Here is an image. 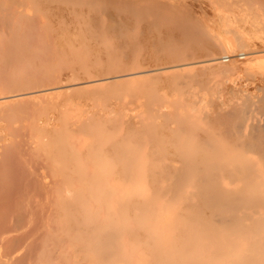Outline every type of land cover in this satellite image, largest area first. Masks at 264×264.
<instances>
[{
  "label": "bare ground",
  "instance_id": "1",
  "mask_svg": "<svg viewBox=\"0 0 264 264\" xmlns=\"http://www.w3.org/2000/svg\"><path fill=\"white\" fill-rule=\"evenodd\" d=\"M14 1L17 6L20 5L19 9L12 12L4 11L5 4L8 3L10 6ZM50 1L52 2V0H0V13L2 12L0 15V90L4 93L0 92L3 94L0 95V117H4L5 120V116L9 115H6L7 109L11 112L10 114L14 111L10 108L15 103L12 98L23 94H32L29 100L35 93L50 97L57 91L67 90L65 87L72 88V91L77 88L76 86L80 84L83 86L82 83L85 84L88 81L105 80V84L116 83L118 80L129 81L137 78L138 74L152 75L154 79L156 74L152 72L163 70L166 65L151 67L153 65L139 63L142 66L137 67V53L142 52V48L139 47L138 51L137 47V44H140L138 40L141 31L139 30L138 33L137 29L143 25L140 24L143 20L149 24L146 27L153 33L155 30L154 34L157 35L154 38L155 41L152 40L154 43L150 41L157 49L154 47L150 49H156L155 52L160 53L162 57L165 55H162V51L167 52L170 57L173 56L172 61L166 55L164 56L170 60L169 64L175 62L166 67H182L195 63V60L191 61L193 56L192 59L186 58L192 48L189 40L191 38L192 42L196 40L192 36V29H195L190 27V23H187L189 28L185 27L184 20H182L184 24L179 22L180 20L178 22L185 28H179L173 22L176 27L173 26L171 29V25L168 24L172 21L173 15L170 5L172 2L169 0L168 3L166 0H150L151 2L147 4L146 0H64L66 3L65 6L63 5L64 8L58 6L60 9L54 12H50L48 8H51L53 3L60 2L59 0H54L52 3ZM179 1L183 3L182 0ZM179 1L177 4L180 3ZM203 1L206 2V0ZM216 1L217 5L221 3V7L224 4L221 1H224L240 9L243 8L240 12L248 10L247 14L250 15L248 19L251 18L250 27L254 26L252 28H249V24L246 26L251 33L243 27L245 23H241V21H249H246L245 16L243 20L244 14L242 16L238 14L242 17L240 19L236 14L234 16L231 14L228 4L223 5L224 9H229L233 16L226 13V18L232 17L231 19L235 22L234 17L236 19L238 17L239 20L236 23L240 21L239 23L244 24L241 29L245 32L241 31L242 34L247 33L252 36V33H255L258 37L257 30L263 28V25L261 27L259 23L263 24L264 21V0ZM75 2L80 3L81 6L71 5ZM39 5L44 6V11L48 10L45 15L51 14L49 17L52 16L53 20L50 18L49 22H45L47 19L42 22L39 18L40 13L38 16L32 13L31 8L34 6L38 9ZM183 7H185L184 12L187 6ZM188 8L192 7L188 6ZM38 10L40 12V9ZM178 10L182 11L181 7ZM16 14L22 22L21 27L18 25L20 28L17 27V23H14L13 17ZM57 15H60V21L57 20ZM55 18L57 24L54 23ZM213 22L216 23V21ZM232 23L233 21L228 22V24ZM198 24L196 29L201 26ZM258 24L260 26H257ZM138 25L139 28H137ZM164 27H167L169 31L164 32L163 36ZM234 27L235 25L233 28L231 26L232 29ZM253 28L256 30L251 31ZM204 31L205 29L202 33ZM260 32V35H264L262 30ZM230 33L231 31L228 30L221 35V44L213 43L208 47L215 49L214 47L220 46L219 49H228V47L249 45L248 38H243V35L237 32V34ZM247 34L244 35L248 37ZM205 36L209 37L207 34ZM151 37H147L148 40H151ZM144 38L146 36H143V41H147ZM208 39L212 40L211 36ZM262 40L264 41L263 38ZM263 41L261 43H264ZM145 44L151 46L149 42ZM195 45L200 46L197 43ZM261 45L264 46V44ZM158 49L162 51L159 52ZM213 49L210 50V54H212L211 51L215 53ZM221 52L224 53V51ZM148 53H150L149 57L154 58L151 51ZM250 53L253 54V52ZM191 55H193L192 52ZM217 55L216 53L213 56L210 55L208 59L205 55L206 60H202L203 57L200 55L201 61L198 60L199 64L196 62V65L207 62L217 73L234 71L230 64V66L223 64V60L220 61ZM244 55L246 54L242 53V56ZM138 57H140L139 60L144 61L142 56ZM57 59L62 62L60 67H63V64L68 65V60L69 63L73 61L68 65L72 75L70 78L63 75L64 71L57 73L53 70L59 63ZM151 59L150 61L153 62ZM55 61L57 64L53 66ZM75 61L77 64L74 63ZM145 61H148V57ZM163 63L167 62L163 61ZM207 65L205 68L208 67ZM195 69L200 70L199 66ZM94 71H101V74L99 72L95 74ZM179 71L175 69L170 73L166 72V75L162 74V78L163 75L166 77L168 75L167 78L164 76L165 79L169 78V84L174 86L179 85L183 79L184 81L188 78L193 80L187 77L190 71L187 70V74ZM199 72L202 75V70ZM246 72L250 71L246 70ZM79 73L86 76H80ZM198 73L196 77L204 76ZM76 74L83 79L78 78ZM180 74H183V77H179ZM157 75L160 76V72H157ZM208 75L210 74L207 73L204 78L207 79ZM61 76L68 78L70 82L65 83ZM73 78L80 79L79 84ZM159 79L158 77L156 81ZM208 80L206 84L205 80L203 83L207 85ZM188 85L191 87L189 83ZM187 86L186 88H189ZM213 88L208 86L206 93L211 94L215 89ZM208 89L213 90L210 92ZM203 92L204 95L205 91ZM222 92L219 93L221 97H223ZM229 93L232 96L235 94L234 91ZM251 94L248 93V96ZM206 95L209 96L208 93ZM240 95L238 97L244 99L242 96L245 94ZM164 96L153 94L146 99H149L148 103L147 101L143 103L147 104V108L153 110L157 117L163 116L165 121L161 119L165 123L166 121L176 122V127L173 128L170 127V123H166L170 129L160 132L165 141L155 137L159 136L156 125L150 124L152 127L149 128L148 125L147 128L145 125L149 123H145V118L148 117L144 115L135 117L136 115L132 114L135 107L126 102L113 107L104 106L92 112L91 115L89 113L77 115L75 119L65 123L64 128L68 130V137L65 136L63 139L58 137L57 139L52 133L47 138L37 133L40 129H50L55 126L59 117L55 118L54 115L39 122L29 120L28 123L17 125H13L11 120L13 115L9 116L10 118L7 117V121L8 119L11 121L6 122H11L12 125L9 124L11 127L6 129V133H0V264H264V120L257 116L260 114L256 112L258 103H256L257 107L253 104L256 108L254 109L251 105L253 102L246 101L247 97L243 100L251 103V108L253 111L256 110L257 115H251L255 113H251L252 109L249 110V106L244 107L246 105L244 102L241 106L238 103L227 106L228 103L225 102L227 107L219 106L218 110L212 106L214 111L210 110L211 116L204 114L210 124L207 121L209 125L204 126L201 120L199 122L193 119L199 117L196 116L197 114L193 117L189 110H185V113H179L177 109V112L167 111L165 99L167 97ZM255 96L251 97L257 102L260 97ZM234 98L232 99L236 100ZM212 99L213 96L209 100L217 102L214 101L215 97ZM23 100H26L25 97ZM178 100L174 99L177 104ZM209 100L207 98L205 100L208 101L207 105L210 103ZM42 101L44 102L43 99ZM24 102L20 108L21 112L18 109H16L18 113L14 111L16 118L22 113L24 114L22 116L30 114L33 104L23 106V104L26 105ZM37 103H34L35 106ZM177 104L172 102L174 108ZM179 104L181 105L182 101ZM17 105L16 107L20 104ZM210 105H208L209 109ZM184 106L186 105L182 107ZM194 106H196L195 103ZM42 107L44 104L43 106L41 104L40 108ZM202 107L203 110L206 109ZM259 107L258 110L262 108L264 111L263 103ZM208 110L206 109L205 112L208 113ZM149 115L151 117L153 112ZM201 115L198 113V116L205 120ZM138 117L141 120H138ZM97 120L110 123L113 129L110 138L114 139L112 141L114 144L109 151L107 150L108 153L102 152V155L100 152L98 154L96 151H91L92 156L89 157L88 151L83 152L78 148L76 150L70 147L71 140L68 138L71 136L70 139H73L72 135L75 137L77 132H86L90 123ZM138 124L139 127L143 125L139 129L146 127V135L142 136L145 133L143 130L137 132ZM145 127L144 130H146ZM160 127L164 128L163 125ZM139 132L142 137H145L140 136L141 141H136L134 152L126 151L127 143L118 144L121 134L120 137L124 136L127 140L137 136ZM98 137V142L101 144L104 138ZM137 137H134L135 140ZM157 142L169 144L160 146ZM34 143L39 145L40 151L33 150L32 153ZM154 147L158 148L152 151ZM34 148L37 149L36 146ZM72 149L75 150L71 152ZM148 149H150L149 152ZM82 157H87L88 160L82 161ZM119 157L123 159L119 160Z\"/></svg>",
  "mask_w": 264,
  "mask_h": 264
},
{
  "label": "rangeland",
  "instance_id": "2",
  "mask_svg": "<svg viewBox=\"0 0 264 264\" xmlns=\"http://www.w3.org/2000/svg\"><path fill=\"white\" fill-rule=\"evenodd\" d=\"M13 1V0H12ZM55 1H57V0H55ZM155 1H157V0H155ZM169 1H171L172 3H170V5H171V11H172V15H173V19H172V23L170 22V24H168L169 26L171 25V29H173V26H175V23H176V26L178 25V27L180 28H185V27H187V28H189V24H187V23H190V27L191 28H194L195 30H193L192 29V36L194 37V39L196 38V42L195 41H193L195 44L197 43V45H200V46H196L195 44H193V42H192V38L189 40V42H190V46L192 47L191 49H192V51H190L189 50V52H190V54L188 53V56L186 57V58H188V59H192V56H193V60H191V61H194L195 60V63H193L192 65H185V66H182V67H166L167 65H173V63H175V62H171L170 64H169V61L171 60L172 61V58H173V56L171 55V57L169 56V54L167 53V52H165V51H162V50H159V52H163V54L162 55H166L169 59H166V58H164V56L162 57V56H160V53L159 54H157L156 52H155V50L157 49L156 47H154L153 45H152V40H154L155 41V39L154 38H156V36L157 35H155L154 33H156L155 32V30H154V33H153V31H151V29H149L148 27H146L147 25H149L148 24V22H146L145 20H143L140 24H143V25H140V29H137L138 31V33H139V30H141L140 31V33H139V35H140V38H139V40L138 41H140V44H141V46L142 45H145V46H140V44L138 45L137 44V47H138V51H139V49L140 48H142V52H143V54H142V52H138L137 53V67H140V66H142V65H149V66H151V65H153V66H151V67H155L156 65L157 66H165V68L163 69V70H159V71H156V72H152L153 74L155 73L156 74V76L154 77V79H153V77H152V75L151 76H145L144 74H138V77L137 78H135V79H133V80H129V81H124L123 80V82H121V80H118V82H116V83H108V84H105L106 83V81L104 80V81H88V82H86L85 84L84 83H82L83 84V86L85 85V86H87V87H83V86H81V84L80 85H78L79 83H78V80H80V79H83V78H80V76H84L85 74H80L79 73V75L78 74H76V76H78V78H80V79H74V81H76L78 84V86L80 87H78V86H76L77 88H79V90L76 88V89H74V90H72L71 91V89L72 88H67V87H65L67 90H69V91H67V90H65V91H60V92H58L57 90V94L55 93V95L54 96H52V94H51V96H52V98H50L49 97V95H48V97L47 96H44L43 94H33L34 96H32L31 97V99L29 100V96H31L32 94H23V95H20L19 97H14V98H12V100H13V102L15 101V103H13V105H12V107H10V108H13V110L14 111H17L16 109H18V110H20V108H22V103L24 102V103H26V105L25 104H23V106H27L28 104H30V105H32L33 107H31V111L29 112L30 114H28V116H22V115H24L23 113H22V115H20V113H19V115L20 116H18V117H21V118H16V115H14V114H16V113H18V111L16 112V113H14V111H12L13 113L12 114H10L11 112L9 111V109H7V114L6 115H8V116H5L6 117V120H5V118L4 117H0V121L2 122H0L1 123V125H0V127H2V128H0V130L1 129H3V130H1L0 131V133H6V131L8 130V129H10L9 128V126L10 125H12V123L10 124V123H7V122H9V121H11V120H13V125H17V124H25V123H28V121L29 120H34V121H37V122H39V120L41 121L42 119H47V117H51V115H54V117L55 118H58L57 120H58V122L55 124V126H53L52 128H50V129H40L39 130V132H37L38 133V135H45V137L47 138V136H49V135H51V133L54 135V136H56V138L58 137L59 139L60 138H62L63 139V137H68V130H65V128H64V125H65V123L66 122H68V121H71L72 119H75L76 118V116L77 115H81V113H89V115H91V114H93L92 112H96V111H98L99 109H101V108H104V106L105 107H113V105L115 106H117L119 103H123V102H126V103H130L133 107H135V109H134V111H132V114H135L136 116L135 117H137V115H139L140 117L142 116L143 117V115H144V117H148V118H145V123L147 124V123H149V124H147V125H145V123H144V125L145 126H147V128H148V125H149V128H151L152 126L150 125V124H153L154 126L156 125V128H157V132H158V134H159V136L157 135V136H155V137H159V138H162L161 136V134L162 133H160V132H162V131H166L167 129H170L168 126L169 125H171L170 127L171 128H173V127H176V122L173 120V119H171V120H173L174 121V123L173 122H167L166 121V123H170L169 125L168 124H166L164 121H165V119L163 118V116H160V118H159V116L157 117V115H155V113H154V111L153 110H149L148 108H147V104H145V103H143V102H145V101H147V103L149 102L148 100H146L147 98H150L151 97V95H162L163 97H165L164 95H166V97L168 98H165L166 99V106H167V108H166V110L167 111H170V110H172V111H176L177 112V110H178V112L179 113H185V110L186 111H190L191 112V114H193V117H195V114H197L196 116L197 117H199V118H193L194 120H199V122H201L202 124L204 123V126H208L210 123H209V119L207 118H205V115L204 114H210V115H208V117H210L211 116V111H214V109H212V106L215 108V110H218V107L219 106H221L220 108H223V107H227V106H231L233 103H238V104H240V106L241 105H243L244 103H246V105H244V107H247L248 108V106H249V110H251V113L252 112H254L255 113V111H253V108L254 109H256L255 108V106L257 105L256 103H258V108H260L259 106H262V103L264 104V101H263V99H264V96L262 95V94H264V51H262V50H264V46L263 45H261V44H264V43H261L263 40H262V38L264 39V35L263 34H261L260 35V30H262V33L264 32V21H263V24L262 23H259V24H261V27H262V25H263V28H259V30H257L259 33L257 34L258 35V37L260 38V39H258V37H256V34L255 33H252V36H250L249 34H247V33H241V31H244L245 32V30H242L241 29V27L244 25H242L241 23L242 22H244L245 23V26H243L245 29H247V26H246V24L248 25L249 23H250V19H248V15H249V13L247 14V11L248 10H244V11H246V12H240L243 8H239V7H237V6H233V5H231V4H229V3H227V2H224V1H221L222 3H224L223 5L224 6H226L227 4V6H228V8L230 9V12H232L231 14H233V16H234V14H236V16H238V17H240V19H242V17H243V20H245L246 19V21L247 20H249V21H247V22H245V21H241V23H236L239 19H238V17H237V19L234 17V19H235V22H234V20L233 19H231L233 16L230 14V12H229V9L227 10V9H224V6L222 5V7L220 6V4L221 3H219V5H217L218 4V2L216 1V0H206V2L205 1H203V0H197V2H196V0H194L195 2H192L193 0H186L187 2H184L185 0H182L183 1V3H181L179 0H176V2H174L175 4H177V1H179L178 3L179 4H177V5H175L174 3H173V1L174 0H169ZM201 1V2H200ZM51 2V1H50ZM52 2H54V0H52ZM51 2V3H52ZM58 2H60V3H57V4H55V3H53V5H51V4H49V5H51V8H48L49 10H50V12H54V11H58L60 8L59 7H61V8H64V6L66 5V3H65V1L64 0H59ZM147 2H151L150 0H146V4H147ZM153 2V1H152ZM166 2L168 3V0H166ZM12 4L9 6V4L7 3V4H5V7H6V9L4 10L3 8H4V6H3V10L4 11H10V12H12V11H15L16 9L18 10L19 9V4H18V6H17V3L14 1V2H11ZM192 3H193V5H192ZM217 3V4H216ZM80 3H77V2H75L74 4H71V5H73L74 7H77V5H78V7H80L81 5H79ZM151 4V3H150ZM189 4V5H188ZM209 4V5H208ZM62 5V6H61ZM64 5V6H63ZM70 5V6H71ZM181 5V6H180ZM46 6V5H45ZM57 6V7H56ZM59 6V7H58ZM73 6H71V7H73ZM176 6V7H175ZM183 6H187V8L186 9H184V12H183V8H185V7H183ZM188 6H190V7H192V8H188ZM233 7V8H230V7ZM47 7V6H46ZM50 7V6H49ZM56 7V8H55ZM67 7V6H66ZM180 7H181V9H182V11H179L178 10V8L180 9ZM234 7H236V8H234ZM36 9H37V7H35ZM34 8V6H33V8H31V10L33 11L32 13L33 14H36V16H38L39 15V13H40V16H39V18H40V20L42 21V22H44L46 19H47V21H45L46 23L47 22H49V20H50V18L52 17H49L51 14H49V15H45V12H47L48 10H46V11H44V6L43 5H41V7H40V5H39V8L38 9H40V12H39V10L37 9V11H35L36 9ZM52 8H54V9H52ZM59 8V9H58ZM33 9H35V10H33ZM41 9H42V11H41ZM47 9V8H46ZM187 9H192L193 11L195 10V12H193V11H189V10H187ZM234 9V11H232ZM239 9V10H238ZM176 10H178V11H176ZM37 12V13H35V12ZM189 11V12H188ZM226 11V12H225ZM42 12V13H41ZM180 12H182V13H180ZM192 12V13H191ZM201 12V13H200ZM233 12H235V13H233ZM219 13V14H218ZM224 13H225V15H224ZM226 13L228 14V15H231L230 17L231 18H229V16L226 18ZM241 14V16L240 15H238V14ZM44 14V15H43ZM46 14H48V13H46ZM192 15V16H190V15ZM193 14H198L197 16L196 15H193ZM221 14V15H220ZM247 14V15H246ZM0 15H2V12L0 13ZM212 15V16H211ZM48 16V18H45V17H47ZM56 16V15H55ZM58 16V15H57ZM60 16V15H59ZM57 17V20L58 21H60V17ZM244 16H245V19H244ZM19 17V16H18ZM18 17H17V14H16V16H14L13 17V19H14V23L17 25V27H19L18 25H20V27L22 26V24H20V23H22V22H20L19 20L20 19H18ZM198 17H200V18H198ZM249 17H250V15H249ZM20 18V17H19ZM53 18V17H52ZM51 18V19H52ZM60 18V19H59ZM67 18V17H66ZM221 18V19H220ZM49 19V20H48ZM197 19H199V20H197ZM200 19H202V21L204 22H200ZM227 19H230L228 22H231V21H233V23L232 24H228V22L226 21ZM53 20V19H52ZM178 20H180L179 22H181L182 23V20H184L183 22H185V24H186V26L184 27L183 25V27L181 26V24H179V22H178ZM56 21V18H55V20H54V23L55 24H57V21ZM213 21H216V23H214ZM19 22V23H18ZM51 22H53V21H51ZM143 22H145V23H143ZM173 22H175L174 24H173ZM197 22V23H196ZM199 23V24H198ZM202 23V24H201ZM235 23V24H234ZM182 24H184V23H182ZM192 24V25H191ZM196 24H198L200 27L199 28H197L196 29V27H197V25ZM227 24L229 25V26H227ZM237 24L239 25L240 24V26H237ZM251 24V23H250ZM249 24V28H252L254 25H252V27H250L251 25ZM257 25V26H260V25ZM188 25V26H187ZM233 25H235V27H234V29H232L233 28ZM145 28H144V27ZM175 26V27H176ZM204 26V27H203ZM231 26H232V28H231ZM19 27V28H20ZM168 27V26H167ZM167 27H164V29H165V31L161 28V30H163V36L165 35V33H166V31H169V29H167ZM227 29H226V28ZM256 27V26H255ZM137 28H139V25H138V27ZM169 28V27H168ZM202 28V29H201ZM223 28V29H222ZM230 28L232 29V30H230ZM243 28V29H244ZM249 28L246 30V31H248L249 30ZM257 28V27H256ZM143 29H147V30H149V31H147L148 32V34H147V32L146 33H144V31H143ZM170 29V30H171ZM201 29V30H200ZM203 29H205V35L207 34V36H211V38H212V40H210V39H208L205 35H204V32L202 33V30ZM228 30L229 31H231V33L230 34H234L233 32H237V33H239L238 31H240V33L239 34H241V36L243 35V38H248V40H249V45L247 46V47H239V46H234V47H228V49L227 48H225V49H219V47H214L215 49H213V47H212V49L213 50H215V53L216 54H218L217 55V57L219 58V60L221 61V59L223 60L222 62H223V64H228L227 66H232L233 67V69H234V71H231V73H229V72H226V73H217L216 71H214V69L212 68V65L211 64H208L207 62H205V63H200V65H196L199 61H201V59L200 58H202L203 57V59L202 60H206V57H207V59L208 58H210V55H212L213 56V54H215L214 53V51L212 52L211 51V53L212 54H210V50H212V49H210L209 47L214 43V44H216V43H219V44H221V41H222V39H221V35H223V34H225L226 32H228ZM234 30V31H233ZM251 30V29H250ZM253 30H256V29H252L251 31H253ZM157 31V30H156ZM159 31V30H158ZM157 31V32H158ZM159 31V32H160ZM206 31H207V33H206ZM150 32V33H149ZM165 32V33H164ZM249 33H251L250 31H248ZM255 32V31H254ZM154 35H153V34ZM162 33H161V35H162ZM201 33H202V35H201ZM236 33V34H237ZM209 34V35H208ZM214 36H213V35ZM238 34V35H239ZM244 34H247L248 35V37L247 36H245ZM255 34V37L253 36ZM153 35V38L151 37ZM143 36L145 37L146 36V38H144V39H147V41H145V42H149L150 44H151V46H146L147 44H145V42L143 41ZM155 36V37H154ZM204 36V37H203ZM262 38H261V37ZM147 37H151V40H148V38ZM205 37L207 38L206 39V42L204 41V39H205ZM197 38H198V40H197ZM252 38V39H251ZM254 38V39H253ZM193 39V40H194ZM204 42H203V41ZM219 40V41H218ZM255 42H254V41ZM259 40V41H258ZM262 40V41H261ZM150 41H152V42H150ZM261 41V42H260ZM200 42V43H199ZM260 42V43H259ZM264 42V41H263ZM139 43V42H138ZM154 43V42H153ZM255 43H258V44H255ZM208 44H210V45H208ZM261 45V47H260V45ZM194 46V47H193ZM209 46V47H208ZM263 46V47H262ZM140 47V48H139ZM143 47H145V48H143ZM147 47V48H146ZM152 47H154V48H156V49H150V48H152ZM199 47V48H198ZM209 48V51H208V48ZM195 48H198V49H196L195 51L193 50V49H195ZM218 48V49H217ZM254 48V49H253ZM260 48V49H259ZM262 48V49H261ZM148 49H150V51L152 52V56L154 57V58H152L151 56V58L153 59H151L148 55L150 54V53H148V52H150ZM203 49V50H202ZM198 50H200V51H203L204 53H202V52H200V51H198ZM227 50V51H226ZM141 51V50H140ZM154 51V52H153ZM157 51V50H156ZM221 51H224V53L223 52H220ZM226 51V52H225ZM242 51H244V52H242ZM191 52L193 53V55H191ZM243 54H246V55H244V56H246V57H244V56H242V53ZM247 52V53H246ZM250 52H253V54H251ZM262 52H263V54H262ZM157 54V56H156V54ZM195 53H197V54H195ZM199 53V54H198ZM206 53H208V55L206 54ZM258 53V54H257ZM194 54H195V56H194ZM210 54V55H209ZM255 54V55H254ZM142 56L143 57V60L145 61L146 59H147V57H148V61H145V63H144V61H142V59H140L139 60V58L140 57H138V56ZM156 57H155V56ZM202 57H201V56ZM205 55H206V57H205ZM225 55H226V57H225ZM248 55H250V56H248ZM253 55V56H252ZM160 56V57H159ZM209 56V57H208ZM214 56H216V55H214ZM222 56V57H221ZM242 56V58H240ZM248 56V57H247ZM141 57V58H142ZM157 57H158V59H157ZM199 57V58H198ZM205 57V58H204ZM146 58V59H145ZM161 58H162V60L163 61H166L167 63H163V61L161 60ZM164 58V59H163ZM196 58V59H195ZM218 58H217V60H218ZM243 58H244V60H243ZM246 58V59H245ZM150 59L153 61V62H151L150 61ZM242 59V60H241ZM58 60V59H57ZM199 60V61H198ZM140 61V62H139ZM188 61H190V60H188ZM58 62H59V60H58ZM73 62V61H72ZM71 61H70V63H69V60H68V65H70L71 63H72ZM147 62H149L148 64H147ZM185 62H187V61H185ZM197 62V63H196ZM65 64H66V62H64ZM74 63H76L77 64V62L75 61ZM142 63V65H140V64ZM160 65H159V64ZM208 65H207V64ZM233 63V64H232ZM236 63V64H235ZM55 64H57L56 63V61L54 62V64H53V66L55 65ZM59 64V65H58ZM57 65H56V68H53V70L54 71H57V73L58 72H62V71H64V73H63V75L64 76H68L69 78H70V76H72L70 73H71V71L69 70L70 69V66H68L67 64H66V66L63 64V67H60V66H62V62L60 61L59 63H58ZM199 64V63H198ZM202 64V65H201ZM230 64V65H229ZM247 64V65H246ZM155 65V66H154ZM208 66V67H206L205 68V66ZM237 67H236V66ZM68 66V67H67ZM135 66H136V64H135ZM191 66V67H190ZM198 66H199V69L200 70H202V72L204 73H202V75H204L205 77H206V75H207V73H209L210 75H208L207 76V79H205L204 78V76L201 78L200 76L199 77H196V76H198V75H196L199 71H198V69H195V68H198ZM210 66H211V68H210ZM235 66V67H234ZM186 67H187V70L188 71H190V72H188V74H187V70H186ZM64 68H65V70H64ZM69 68V69H68ZM239 70H238V69ZM175 69H178V70H180L179 72H182V73H184V72H186V74H187V77H190V78H192L193 80H190L189 78H188V80H186V81H184V79L182 80V81H180V79H177V81H180L179 82V85L178 84H176L175 86L174 85H170L169 84V78L168 79H165V75L167 74V73H170V72H172L173 70H175ZM181 69H183V70H181ZM203 69L205 70V71H203ZM211 69H213V70H211ZM244 69V70H243ZM193 70V71H192ZM197 71V73H196V71ZM246 70L247 71H250V72H246ZM102 71H104V70H102ZM108 72H109V70H107ZM106 71V72H107ZM112 71V70H111ZM244 71H245V74H244ZM68 72V73H67ZM97 73V72H99V74H101L100 72L101 71H94V73ZM157 72L159 73L160 72V76H158L157 75ZM167 72V73H166ZM211 72V73H210ZM254 74L253 76H252V73ZM257 72H258V75H257ZM67 73V74H66ZM95 73V74H96ZM103 73V72H102ZM194 73V74H193ZM201 72H199L198 74H200ZM213 73H215V75L213 74ZM217 73V74H216ZM255 73H256V75H255ZM69 74V75H68ZM94 74V75H95ZM98 74V73H97ZM162 74H165V75H163V78L165 79H163L162 78ZM250 74V75H249ZM185 75V74H184ZM201 75V74H200ZM201 75V76H202ZM214 76V77H212V76ZM248 75V76H247ZM86 76V75H85ZM165 76V77H164ZM192 76V77H191ZM250 76H251V78H250ZM254 76H255V79H253L254 78ZM75 77V76H74ZM149 77V78H148ZM160 78V79H163V80H160L159 79V81L157 80L156 81V79L157 78ZM167 77H168V75H167ZM166 77V78H167ZM179 77H183V74H180L179 75ZM195 77V78H194ZM263 77V78H262ZM61 78L64 80V82L65 83H67L68 82V78H66V77H62L61 76ZM65 78H66V81H65ZM72 78V77H71ZM75 78H77V77H75ZM97 78V77H96ZM201 78V79H200ZM219 78V79H218ZM68 79V80H67ZM153 79V80H152ZM186 79V78H185ZM195 79H199V80H201L200 82L197 80H195ZM202 79H204L205 80V84H206V80H208V82L209 83H207V85H205L204 83H203V81H202ZM70 80H72V79H70ZM211 80V81H210ZM215 80H218V81H215ZM221 80H223V81H221ZM161 81V82H160ZM165 81V82H164ZM166 81H168L167 83H166ZM194 81V82H193ZM196 81V82H195ZM70 82V81H69ZM68 82V83H69ZM73 82V81H72ZM182 82V83H181ZM224 82H225V84H224ZM80 83H81V81H80ZM181 83V84H180ZM188 83L190 84V86L191 87H189V85H188ZM192 83V84H191ZM195 83V84H194ZM198 83H200V84H198ZM219 83V84H218ZM255 83V84H254ZM164 84H166V85H164ZM183 84V85H182ZM209 84V85H208ZM221 84H222V86H221ZM233 84H235V85H233ZM167 85H169V86H167ZM187 87H189V88H186V86ZM203 85V86H202ZM205 85V86H204ZM217 85H219V87L217 86ZM262 85V86H261ZM173 86H174V89L172 90V88H173ZM185 86V87H184ZM208 86H209V88H210V86H211V88L212 87H214L212 90L214 91H212L211 89H208L210 92H211V94H212V96H213V99H214V97H215V100L214 101H217L220 105H217L218 103L217 102H212V101H210L209 100V98L210 97H212L211 96V94L209 93V92H207L208 93V97H207V93H206V88H208ZM171 87V88H170ZM177 89H176V88ZM225 87V88H224ZM233 87V88H232ZM240 87H242L241 89H240ZM249 87V88H248ZM258 89H257V88ZM224 94H222V96L223 97H221L220 95L221 94H219V93H221L220 91H218V89ZM230 89V91H228L229 89ZM237 88V89H236ZM239 88V89H238ZM244 88V89H243ZM171 89V90H170ZM202 89V90H201ZM217 89V90H216ZM251 89V90H250ZM257 89V90H256ZM169 90V91H168ZM177 90H180L179 92L177 91ZM186 90H187V93H186ZM216 90V91H215ZM232 90V91H231ZM239 90V91H238ZM170 92V93H168V92ZM203 91H205V94L203 95ZM233 91H234V93L236 94H233V96H232V94L231 93H229V92H232L233 93ZM248 91V92H247ZM0 92H2L1 90H0ZM64 92V93H63ZM226 92V93H225ZM3 93V92H2ZM2 93H0V95L2 94ZM155 93H157V94H155ZM185 93V94H184ZM245 94L244 96H242L244 99H240L238 96L241 94V95H243V94ZM247 93V94H246ZM248 93H252L250 96H248ZM253 93L255 94V95H258V98L260 97V99H257V102H255L256 100L254 99H252V97L251 96H255V95H253ZM260 93V94H259ZM4 94V93H3ZM2 94V95H3ZM175 94V95H174ZM180 94V95H179ZM187 94V95H186ZM192 94V95H191ZM199 94H201V96H199ZM193 95H195V96H193ZM240 95V96H241ZM178 96L180 97V98H178ZM184 96H187V97H185L184 98ZM227 96V97H226ZM238 98H237V97ZM24 97H25V99L26 100H23L24 99ZM33 97H34V99H33ZM37 97H38V100H37ZM174 97V98H173ZM202 97H204V99H202ZM224 97H226V98H224ZM234 97H236V98H234ZM247 97V99H246V101L247 100H249L250 102H253L252 104L248 101V102H245V101H243V100H245V98ZM256 97V96H255ZM28 98V99H27ZM36 98V99H35ZM190 98H192V100L190 99ZM197 99V100H194V99ZM206 98L210 101V103L212 104V105H210V103L208 104V105H210L211 107H210V109H209V106L207 105V102L208 101H205L206 100ZM223 98V99H222ZM228 98V99H227ZM232 98H234V99H236V100H233ZM252 100H251V99ZM263 98V99H262ZM33 99V100H32ZM42 99L44 100V102L42 101ZM46 99H47V101H46ZM49 99V100H48ZM135 99V100H134ZM169 99H171V100H169ZM174 99L175 100H177V99H179L178 100V104L179 103H181V101H182V104L180 105L179 104V107H177V102H175L174 101ZM188 99H190V100H188ZM200 99V100H199ZM212 99V100H213ZM226 101H225V100ZM238 99V100H237ZM240 99V100H239ZM11 100V101H12ZM28 100H29V102H28ZM31 100H32V104H31ZM35 100V101H34ZM130 100V102H127V101H129ZM181 100V101H180ZM187 100H188V102H187ZM203 100H204V102H203ZM228 100V101H227ZM17 101V102H16ZM21 101V102H20ZM37 101H38V103H37ZM139 101H141L140 103H139ZM170 101V102H169ZM184 101V102H183ZM191 101H193L194 103H195V105L196 106H194V103L193 102H191ZM230 101H232V102H230ZM239 101V102H238ZM240 101H242V102H240ZM259 101V102H258ZM261 101H262V103H261ZM36 102L37 104H36V106H35V104L34 103ZM39 102H40V105H39ZM43 102V103H42ZM48 102V103H47ZM172 102H173V104H177V105H174L175 106V108L173 107V105H172ZM190 102V103H189ZM225 102H227L228 103V105L226 106L225 104H227V103H225ZM244 102V103H243ZM255 102V103H254ZM47 103V104H46ZM171 103V104H170ZM188 103H189V105H188ZM215 103V104H214ZM217 103V104H216ZM243 103V104H242ZM19 106H18V105ZM41 104H42V106H43V104H44V107H42V108H40L41 107ZM45 104L48 106H45ZM139 104H141V105H138ZM145 104V105H144ZM186 105V106H184V107H182L183 105ZM191 104V105H190ZM222 104H224V105H222ZM253 105L252 107L253 108H251V105ZM16 105L18 106V107H16ZM29 105V106H30ZM127 105V104H126ZM207 105V106H206ZM217 105V106H216ZM14 106V107H13ZM21 106V107H20ZM193 106H194V108H193ZM199 106H200V108H199ZM202 106H204L209 112L207 113V111L205 112V110H203V107ZM16 107V108H15ZM47 107V108H46ZM198 107V108H197ZM257 107V106H256ZM36 108H38V110L36 109ZM146 109V111H144L145 109ZM185 108V109H184ZM191 108H192V110H191ZM195 108H197V109H195ZM219 108V109H220ZM242 108H243V106H242ZM258 108H257V111L256 112H258V114L259 115H257V113H255V114H251V115H257V116H259V118H261L262 120H264L263 119V117H264V111H262V108H261V110L259 111L258 110ZM33 109H35V110H33ZM174 109V110H173ZM177 109V110H176ZM244 109V108H243ZM246 109V108H245ZM12 110V109H11ZM33 110V111H32ZM148 110H149V112L151 113V112H153V115H155L156 116V118H154L153 117V115H151V117H150V113L148 112ZM202 110V111H201ZM211 110V111H210ZM247 110V109H246ZM10 112V113H9ZM20 112H21V110H20ZM33 112V113H32ZM147 112V113H146ZM202 112H203V114H202ZM261 112H263V114H261ZM149 113V114H148ZM198 113H199V115H201V117H204V119L205 120H203V119H201L200 118V116H198ZM212 113H214V112H212ZM11 115H13V117H11ZM18 115V114H17ZM204 115V116H203ZM11 117V120L10 119H8V121H7V117L8 118H10ZM57 116V117H56ZM125 116H128V115H125ZM134 116V115H133ZM207 116V115H206ZM4 118V119H3ZM13 118V119H12ZM161 118H163V120L161 119ZM17 119V120H16ZM60 119V120H59ZM138 120H141V118H137ZM153 121H152V120ZM160 119H161V121H160ZM24 120H26V121H24ZM56 120V121H57ZM151 120V121H150ZM201 120V121H200ZM7 121V122H6ZM19 121H21V122H19ZM170 121V120H169ZM203 121H205V122H203ZM207 121H208V123H207ZM139 122V121H138ZM142 122V121H141ZM165 123L166 124V126H165V124H161V123ZM107 125H106V124ZM104 123V121H101V120H97V121H93L92 123H90V126H89V129L86 131V132H83V133H81V132H77V134L75 133V137H74V135H72V137H73V139H70L71 138V136H70V138H68L69 140H71V144H69L70 145V147H72V148H76V150H77V148H78V150L80 149V150H82L83 152H87L88 151V155H90L89 157H91L92 156V152L91 151H96V153H98L99 154V152L100 153H108L107 152V150L109 151L110 150V148H111V146H112V144H114L112 141L114 140V139H112V138H110V134L112 133V131H113V129H112V127L110 126V123H107V122H105ZM157 123V124H156ZM159 123V124H158ZM205 123H207V125L205 124ZM10 124V125H9ZM141 124H143V123H141ZM200 124V123H199ZM5 125V126H4ZM160 125H163L164 126V128L162 127H160ZM143 125H140V127H142ZM144 126V127H145ZM11 127V126H10ZM139 127V124H138V126H137V132H138V130L141 132L142 130H143V132L145 131V133H143L142 134V136L145 134L146 135V131H147V129H146V127H145V129L146 130H144V127L143 128H141V129H139L140 128ZM156 128H155V130H156ZM166 128V129H165ZM7 129V130H6ZM154 129V127L152 128V130ZM168 131V130H167ZM140 132L139 133H137V136H139V137H137L136 135L135 136H133L131 139H127V140H125L124 139V136L123 137H120L121 135L118 133V135H120L119 136V138H118V144L120 145L121 143H123V144H125V143H127V147H128V149H126V151L128 152V151H133V150H135V147H136V145H137V142L136 141H141V139L142 138H144V137H142L141 136V134H140ZM156 133V132H155ZM126 133H124L123 135H125ZM131 134H133V133H131ZM37 135V134H36ZM154 135V134H153ZM98 136H103V140L101 141V144H99V142H98ZM131 136V135H130ZM142 138H141V137ZM125 137H126V135H125ZM134 137H137L136 138V140H135V138ZM57 138V139H58ZM128 138H129V136H128ZM141 138V139H140ZM139 139V140H138ZM163 139V138H162ZM159 140V139H158ZM157 140V141H158ZM163 141H165L164 139H163ZM162 141V142H163ZM116 142V141H115ZM158 142H160V140L158 141ZM157 142V143H158ZM154 143V142H153ZM158 144H160V143H158ZM163 145H166V144H169V143H162ZM162 144H160V146L162 145ZM34 146H36L37 147V149H35L34 148V146L32 147L33 149L31 150L32 151V153L34 152L33 150H35L36 152H37V150H39L40 151V148H39V145L37 146L35 143L33 144ZM154 145H156V144H154ZM125 146V145H124ZM158 146V145H157ZM69 147V148H70ZM137 148H139V147H137ZM158 148V147H157ZM157 148H153L152 149V151H155L154 149H157ZM67 149H68V147H67ZM147 149V148H146ZM73 150H75V149H72V150H70L71 152L73 151ZM69 151V150H68ZM106 151V152H105ZM123 151V150H122ZM137 151H139V150H137ZM150 151V149H148V152ZM111 152V151H110ZM134 152V151H133ZM90 153V154H89ZM103 153H102V155H103ZM136 153V152H135ZM140 153V152H139ZM36 154V153H35ZM87 154V153H86ZM94 155H95V153H94ZM132 155V154H131ZM88 157V158H89ZM84 158V159H83ZM102 158H103V156H102ZM105 158V157H104ZM113 158V157H112ZM115 158H117V157H115ZM120 158H122L123 159V157H119V160H120ZM137 158V157H136ZM141 158V157H140ZM143 159H144V157H143ZM146 159V158H145ZM152 159V158H151ZM81 160L83 161V160H88L87 159V157H82L81 158ZM104 160H106V159H104ZM116 160H118V158L116 159ZM114 161H115V159H114ZM141 161H143V160H141ZM146 162V161H145ZM148 162V161H147Z\"/></svg>",
  "mask_w": 264,
  "mask_h": 264
}]
</instances>
